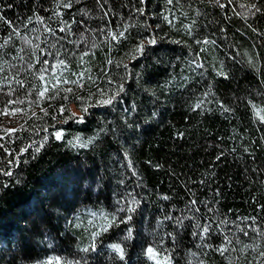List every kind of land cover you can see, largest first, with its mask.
Masks as SVG:
<instances>
[{"label":"trees","instance_id":"1","mask_svg":"<svg viewBox=\"0 0 264 264\" xmlns=\"http://www.w3.org/2000/svg\"><path fill=\"white\" fill-rule=\"evenodd\" d=\"M258 110L264 0H0V264H264Z\"/></svg>","mask_w":264,"mask_h":264},{"label":"snow or ice","instance_id":"2","mask_svg":"<svg viewBox=\"0 0 264 264\" xmlns=\"http://www.w3.org/2000/svg\"><path fill=\"white\" fill-rule=\"evenodd\" d=\"M168 2L171 3L172 0H168ZM120 35L122 36L123 33H120ZM113 38L115 39L116 37L114 36ZM149 43H155V41H154V40H151V41H149ZM142 48H143V45L138 46L137 51H141ZM65 83H68V81H65ZM73 83H75V81H73ZM68 91H71V89H68ZM40 95L43 96V92H41ZM113 99H114V97L109 98V99H105V100H103L102 102H103L104 104H110V103H112V100H113ZM85 111H87V109H85ZM260 111H264V110H258V111H257V115L260 116V119H261L262 121H264V116H261V115H260ZM5 114H7V113H5ZM75 115H76V114L73 113V116H75ZM9 131H14V130H9ZM55 138H56L57 140L61 139V138H62V133L59 132V131H57V132L55 133ZM91 142H92V141L89 140V143H91ZM81 146H82V147H86L87 145L84 144V145H81ZM37 151H39V149H37ZM5 174H6V175H11L12 173H11V172H7V173H5ZM128 219H130V217H129ZM114 220H115V217H113V221H114ZM110 224H111V221L109 222V225H110ZM205 231H207V229H205ZM129 232H130V230H129ZM93 235H94V236H95V235H98V233H94ZM111 248H112L115 252L119 253V255H120L121 257L124 256V249L120 246V244H112V245H111ZM86 251H87V249H86ZM147 253H148V255H149L150 257H152L153 259L155 258L154 249H153L152 247H149V248L147 249ZM262 255H264V253H262ZM37 264H68V262H67V261H62V258L59 257V256H55V257L50 256V257H48L46 260L38 261Z\"/></svg>","mask_w":264,"mask_h":264},{"label":"rangeland","instance_id":"3","mask_svg":"<svg viewBox=\"0 0 264 264\" xmlns=\"http://www.w3.org/2000/svg\"><path fill=\"white\" fill-rule=\"evenodd\" d=\"M71 109L73 110L74 113L80 114V110L77 109V107L75 105H72V108Z\"/></svg>","mask_w":264,"mask_h":264}]
</instances>
